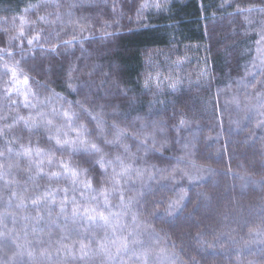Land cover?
<instances>
[{
    "label": "trees",
    "instance_id": "obj_1",
    "mask_svg": "<svg viewBox=\"0 0 264 264\" xmlns=\"http://www.w3.org/2000/svg\"><path fill=\"white\" fill-rule=\"evenodd\" d=\"M0 264H264V0H0Z\"/></svg>",
    "mask_w": 264,
    "mask_h": 264
},
{
    "label": "snow or ice",
    "instance_id": "obj_2",
    "mask_svg": "<svg viewBox=\"0 0 264 264\" xmlns=\"http://www.w3.org/2000/svg\"><path fill=\"white\" fill-rule=\"evenodd\" d=\"M148 5L145 4V5H141V7H147ZM157 7H159V5H156ZM29 43H31V41H29ZM15 75V73H14ZM25 83H27V77H25ZM65 115L67 116L68 113H65ZM23 119V118H22ZM50 123V122H49ZM78 131V134H79V130ZM120 134H123V130L121 131ZM117 139H119V136L117 137ZM56 143L57 144H68V143H73L75 144L76 141H68V140H64V141H61L59 138H56ZM80 143L81 144H85L87 143V141L81 139L80 140ZM109 143H113V141H109ZM90 148L96 152H99L100 149L98 148V146L95 144V143H91L90 145ZM37 152L39 153V150H37ZM31 153V149H26L25 150V155H30ZM120 158L117 157V160H119ZM49 162H51V157H49ZM97 163L100 165L101 168H104L105 167V164L103 162V159L101 158L100 160L97 161ZM111 163V162H109ZM121 163L123 164V162L121 161ZM62 167L65 169V171H70L68 169V166L66 164H62ZM40 171H42V169H40ZM128 171V167H122L121 169V173L120 174H125L127 173ZM53 175H59L58 173H53ZM71 175L73 176V178H75L78 173H76L74 170H71ZM116 183H119V180L116 181ZM85 187L86 188H91V182H86L85 183ZM121 199H123V197H121ZM180 199H183V197H180ZM38 200H33L32 203L33 204H37L38 203ZM54 202V201H53ZM105 202L107 203V196L105 195ZM174 203H178V201H175ZM61 211L63 212L64 211V207H63V202L61 203ZM78 214H82L83 216L86 217V219L92 223H95L97 220L99 221H102L104 222L105 224L109 223V215H106L105 212L103 211H98L96 208H89V207H85L82 211V213L80 212V209L79 208H73V211H72V215L73 216H76ZM110 215H115V214H110ZM87 247V245H84V244H81V248H85ZM99 247L101 249L104 248V245L103 244H100Z\"/></svg>",
    "mask_w": 264,
    "mask_h": 264
}]
</instances>
